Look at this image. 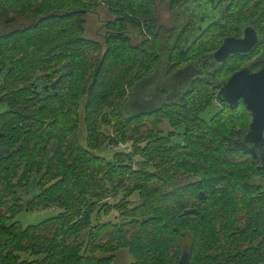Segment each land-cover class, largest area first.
I'll return each mask as SVG.
<instances>
[{
	"label": "trees",
	"instance_id": "1",
	"mask_svg": "<svg viewBox=\"0 0 264 264\" xmlns=\"http://www.w3.org/2000/svg\"><path fill=\"white\" fill-rule=\"evenodd\" d=\"M101 5L115 15L103 42L85 35ZM232 6L237 21L258 12L264 25V0ZM0 24L11 27L0 32V264H115L119 251L124 264H177L184 251L189 264H264V152L237 145L248 109L218 95L246 57L129 115L161 55L168 77L222 40L156 36L154 0H0ZM50 206L35 223L17 217Z\"/></svg>",
	"mask_w": 264,
	"mask_h": 264
},
{
	"label": "flooded vegetation",
	"instance_id": "2",
	"mask_svg": "<svg viewBox=\"0 0 264 264\" xmlns=\"http://www.w3.org/2000/svg\"><path fill=\"white\" fill-rule=\"evenodd\" d=\"M175 1L177 3L174 6ZM256 1L258 0H255V2ZM159 2L163 4L162 6L167 7V11L170 13V20L168 23H163L159 15L157 17L156 2L154 0V11L157 19L156 36L159 35L163 40L170 42V44L181 40L190 44L205 34H208L210 37L213 31H215V38L222 41L229 36L242 38L246 36V32H251L250 29L252 28L257 34L255 45L248 52L235 53L227 58L229 59L233 55H240L242 58L246 57V59L241 61V65L226 78H229L242 68H248L249 72L254 73L263 67L264 25L260 21L258 12L256 13V11H254L256 14L251 16L243 12L246 19L237 21L236 19L240 16H233V14L237 12L232 6L233 0H159ZM166 3H168V6H166ZM158 14H160V9H158ZM231 18L235 21L233 23H228V19ZM135 34L142 36L138 31L135 32ZM145 34L147 33H143V35ZM147 38L151 39V36ZM226 60L219 62L212 55L208 56L205 61L198 62V66H195L199 71H196L197 74L193 78L205 77L206 80L211 81L213 74L218 71ZM196 68H193V70L195 71ZM190 69L191 66H187L186 71L188 72ZM164 78L166 80L167 76ZM224 102L230 105L226 100H224ZM242 104L248 109L250 115L248 126H250L253 119L252 111L247 107L244 98L240 97L234 107H238ZM247 133L248 132L245 130L241 131L238 137L240 140L237 145L243 147L245 151L251 152L254 157L259 160L258 153H263L264 144L255 145L247 137ZM261 191H264V188H261Z\"/></svg>",
	"mask_w": 264,
	"mask_h": 264
},
{
	"label": "rangeland",
	"instance_id": "3",
	"mask_svg": "<svg viewBox=\"0 0 264 264\" xmlns=\"http://www.w3.org/2000/svg\"><path fill=\"white\" fill-rule=\"evenodd\" d=\"M155 2H156V8H157V13H156L157 17L159 15L160 20L163 23H168L170 20V13L167 11V7L162 6L163 4L159 2V0H155ZM166 6H168V3H166ZM233 8H235V6ZM158 9H160V14H158ZM156 14H155V17H156ZM114 18H115V15L110 13L109 10L104 5L97 7L95 10L89 12L86 16L87 25H86L85 35L87 37L97 39L103 42L104 35H105V23L109 20H113ZM19 20L20 21L23 20L24 23L29 22L28 19H19ZM18 21L14 24L15 27L20 26V23H18ZM9 29H11V27H6L3 24H0V32H4ZM144 32L148 33L146 31ZM204 38H205V41H212L215 38V31H213V34L210 37L207 34L204 36ZM161 57L163 59H161L159 63V67H157V70H156L157 73L151 75L145 81L139 82L135 86L133 91H131V94L133 95L131 96L129 102L126 105V112L129 115L136 114L137 112L142 111V110L154 109L157 106H159L161 102L164 101V96H162V93H161L162 89H168L169 93L171 94L170 98L181 94V91L184 88V78L187 75L184 74L180 76L179 79L176 78V80L174 81L165 80L164 77H166L165 75H167L168 73V68H169L170 63L166 57V54L161 55ZM195 66H198V65H195ZM195 66L192 65L191 69L188 71V82L185 88L189 86V83H190L189 81H191L192 78L197 74L196 71H199ZM193 68H196V70L194 71ZM172 75H174V73L171 74V76ZM162 79H164V82H161ZM154 93H156L158 97H155ZM219 107H220L219 104L215 100L214 106L211 107L206 113L207 117H211L213 113L219 109ZM9 108L10 107L8 104L0 103V113L9 110ZM163 128L166 131L170 130V126L167 123V121L163 123ZM83 134H85L84 131H83ZM123 146L124 145L121 144L119 147H123ZM260 182L264 186V180H260ZM37 191H38L37 185L34 184V179H32L29 186L26 187L22 193H23L24 198L29 199L33 197L36 193H38ZM135 199L138 200L137 197ZM56 210H58V208L56 209L55 206H50L48 208H39L37 210H32L30 213L22 212L18 214L17 217L18 219L21 220V222L27 225L29 223H35L44 217H48V216H51L57 213L58 211ZM115 258H116L115 260L116 263H121V264L131 261V257L128 255L126 251H119L116 254Z\"/></svg>",
	"mask_w": 264,
	"mask_h": 264
},
{
	"label": "water",
	"instance_id": "4",
	"mask_svg": "<svg viewBox=\"0 0 264 264\" xmlns=\"http://www.w3.org/2000/svg\"><path fill=\"white\" fill-rule=\"evenodd\" d=\"M246 32V36L242 38L226 37L223 39L220 47L212 54L219 62L225 61L230 55L235 53L248 52L256 43L257 34L255 30ZM252 37V39H251ZM185 69V70H184ZM179 69L166 78L167 81H174L180 76L186 74L184 78V86L188 82V72L186 68ZM155 73H157L155 71ZM154 73V74H155ZM164 82V79L161 80ZM190 82V81H189ZM219 97L226 100L232 107L237 104L240 97L244 98L247 107L252 111V122L246 130L247 137L255 144H264V65L254 73L249 72L248 68H242L227 78L220 86ZM264 152V149H263ZM190 253L184 251L177 264H189Z\"/></svg>",
	"mask_w": 264,
	"mask_h": 264
}]
</instances>
